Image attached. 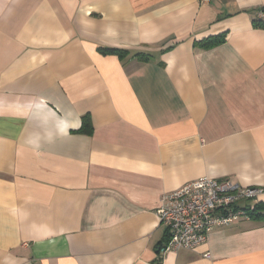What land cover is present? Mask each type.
<instances>
[{"label": "crops", "instance_id": "1", "mask_svg": "<svg viewBox=\"0 0 264 264\" xmlns=\"http://www.w3.org/2000/svg\"><path fill=\"white\" fill-rule=\"evenodd\" d=\"M263 8L0 0V264H264V220L162 254L157 215L201 178L264 189Z\"/></svg>", "mask_w": 264, "mask_h": 264}, {"label": "built area", "instance_id": "2", "mask_svg": "<svg viewBox=\"0 0 264 264\" xmlns=\"http://www.w3.org/2000/svg\"><path fill=\"white\" fill-rule=\"evenodd\" d=\"M260 16L264 17V12ZM263 194L262 188L241 187L229 180L208 178L164 194L157 215L166 227L167 240L160 252L196 250L215 229L251 220L249 209L252 206L248 203L258 201Z\"/></svg>", "mask_w": 264, "mask_h": 264}, {"label": "trees", "instance_id": "3", "mask_svg": "<svg viewBox=\"0 0 264 264\" xmlns=\"http://www.w3.org/2000/svg\"><path fill=\"white\" fill-rule=\"evenodd\" d=\"M262 12H264V8ZM256 26L264 28V23L258 22L256 23ZM225 39H226V34H222L215 37L204 39L198 42L197 45L203 49H210L218 45H221L222 43L225 42ZM98 51L100 54L105 56L106 55L117 56L120 60H123L131 55L128 50L116 49V48H99ZM134 57L142 62H148L150 60V56L146 54H136ZM81 132L85 134H91L92 127L89 118H85V122L81 129ZM249 214L251 216V219L253 220H264V203L259 202L255 206L250 208Z\"/></svg>", "mask_w": 264, "mask_h": 264}]
</instances>
